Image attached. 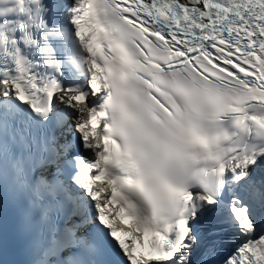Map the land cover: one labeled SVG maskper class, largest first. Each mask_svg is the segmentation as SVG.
<instances>
[{
	"label": "snow or ice",
	"instance_id": "obj_1",
	"mask_svg": "<svg viewBox=\"0 0 264 264\" xmlns=\"http://www.w3.org/2000/svg\"><path fill=\"white\" fill-rule=\"evenodd\" d=\"M0 210L23 264H264V0H0Z\"/></svg>",
	"mask_w": 264,
	"mask_h": 264
}]
</instances>
